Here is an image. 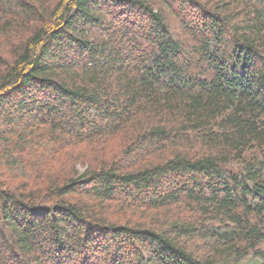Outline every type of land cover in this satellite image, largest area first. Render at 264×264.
<instances>
[{
	"label": "trees",
	"instance_id": "trees-1",
	"mask_svg": "<svg viewBox=\"0 0 264 264\" xmlns=\"http://www.w3.org/2000/svg\"><path fill=\"white\" fill-rule=\"evenodd\" d=\"M0 264H264V0H0Z\"/></svg>",
	"mask_w": 264,
	"mask_h": 264
},
{
	"label": "rangeland",
	"instance_id": "rangeland-1",
	"mask_svg": "<svg viewBox=\"0 0 264 264\" xmlns=\"http://www.w3.org/2000/svg\"><path fill=\"white\" fill-rule=\"evenodd\" d=\"M72 160L76 161V162L74 163L75 166H76V168L79 169L80 171H82V168L80 167V163H81V161H79V160L76 159L75 157L72 158L71 160H68V159H67L66 161H67V163H68V162H71ZM74 161H73V162H74ZM58 163H60V162H58ZM58 163H56V164H58ZM60 165H61V163H60ZM60 165L58 166L57 170L60 169Z\"/></svg>",
	"mask_w": 264,
	"mask_h": 264
}]
</instances>
